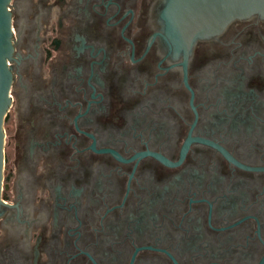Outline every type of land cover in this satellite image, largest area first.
I'll use <instances>...</instances> for the list:
<instances>
[{"label":"flooded vegetation","instance_id":"1","mask_svg":"<svg viewBox=\"0 0 264 264\" xmlns=\"http://www.w3.org/2000/svg\"><path fill=\"white\" fill-rule=\"evenodd\" d=\"M168 1L10 0L0 264H264V16Z\"/></svg>","mask_w":264,"mask_h":264},{"label":"water","instance_id":"2","mask_svg":"<svg viewBox=\"0 0 264 264\" xmlns=\"http://www.w3.org/2000/svg\"><path fill=\"white\" fill-rule=\"evenodd\" d=\"M10 0H0V205L4 169V119L11 103L12 58ZM264 16V0H169L163 16L167 30L191 46L199 37L220 31L230 20L252 14Z\"/></svg>","mask_w":264,"mask_h":264}]
</instances>
